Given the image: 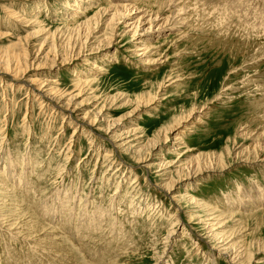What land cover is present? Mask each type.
<instances>
[{"label":"rangeland","instance_id":"1","mask_svg":"<svg viewBox=\"0 0 264 264\" xmlns=\"http://www.w3.org/2000/svg\"><path fill=\"white\" fill-rule=\"evenodd\" d=\"M131 1L0 0V264H264V0Z\"/></svg>","mask_w":264,"mask_h":264},{"label":"bare ground","instance_id":"2","mask_svg":"<svg viewBox=\"0 0 264 264\" xmlns=\"http://www.w3.org/2000/svg\"><path fill=\"white\" fill-rule=\"evenodd\" d=\"M134 1V0H132ZM132 1L130 2V5H125L129 11H124V9H118V8H114V11H113V14H111V17L109 18V22L108 24H113V23H120V24H125L124 26L126 27V29H128V31L131 33L133 32V37L135 40H137V43L135 45H137V51H138V56L142 57L143 59H145V63L146 64H154L156 63V60L153 61V59H150V58H147L148 54L150 53L149 50L147 49V47H149L148 45V42L147 40L148 39H151V38H142L141 37V34H149V33H153L151 31H154V30H159V29H163L166 25H167V20H159V16L156 15L154 16L153 14L151 15V13H149L147 10H141L139 9L138 7L132 5ZM80 6V5H79ZM109 12V11H108ZM111 12V11H110ZM107 13V12H106ZM15 14V13H14ZM109 14V13H108ZM140 14V15H139ZM96 15V14H95ZM178 15H181V14H178ZM19 18V17H18ZM183 17H181L179 20L177 21H183ZM91 21L92 19H90L88 22H86V24L84 26H87L85 27V29H90L91 27ZM175 24L179 25L177 22H175ZM114 25V24H113ZM87 31V30H86ZM90 32V30H89ZM115 36V35H114ZM145 37H148L145 36ZM112 38H114L112 36ZM111 39H109L108 43H111ZM107 43V44H108ZM112 44V43H111ZM110 44V45H111ZM135 49V50H136ZM137 53V52H136ZM97 62H95V64L93 65L94 69L95 70H99V67L98 65L96 64ZM19 64V63H18ZM17 64V65H18ZM96 65V66H95ZM4 69L6 71H9L11 68V66L9 64H5L4 65ZM19 66V65H18ZM14 71V70H12ZM93 71V70H92ZM92 71H90V73H92ZM89 79V78H87ZM83 80V79H82ZM46 83V82H45ZM86 83V82H84ZM87 83H90L89 81ZM80 84V83H79ZM49 85V83H48ZM46 87V85H45ZM63 95V94H62ZM60 100V99H59ZM62 100V99H61ZM141 104V103H140ZM139 104V105H140ZM67 105L69 106V102L67 103ZM144 105V104H143ZM67 106V107H68ZM137 110V109H136ZM183 120H180V123L179 125L181 126V123H182ZM187 121V120H185ZM185 123V122H184ZM177 125V127L179 126ZM175 128L173 126H171L170 128H168V134L169 132L171 133ZM139 138V137H138ZM138 138H134V139H138ZM177 141V139H180V137H176L175 138ZM129 144L131 145V142H133V140H129ZM154 141V140H153ZM152 141V142H153ZM158 141V140H157ZM154 143H156L154 141ZM139 144V143H138ZM151 144V143H150ZM129 145V146H130ZM133 145V144H132ZM141 145V144H140ZM157 145V144H156ZM154 145V146H156ZM150 146V145H149ZM152 146H153V143H152ZM132 148H134L133 146H131ZM264 148V146L262 147ZM141 149V148H140ZM259 150H261L259 148ZM132 151V150H131ZM135 151V150H134ZM136 153V151H135ZM138 153L140 154V152L138 151ZM249 153V152H248ZM256 154V153H255ZM258 155V153L256 154V156ZM254 157V159H257V157ZM219 159V158H218ZM249 159V158H248ZM200 160V159H199ZM263 161V160H262ZM220 162V160H219ZM224 162V161H223ZM221 163V162H220ZM161 165H164V163H162ZM200 166V164L198 165V167ZM211 166V165H210ZM224 166V165H222ZM160 167V166H159ZM197 167V166H196ZM197 167V168H198ZM187 168V167H186ZM188 168H191L188 167ZM201 168V166H200ZM196 169V168H195ZM194 169V170H195ZM163 170V169H162ZM166 170V169H165ZM190 170H193V169H190ZM193 170V171H194ZM196 172V171H195ZM11 173V172H10ZM198 173V172H196ZM194 174V173H191L190 171V175L189 176H196L197 174ZM172 180V179H171ZM170 180V181H171ZM186 197V196H185ZM64 202H68L67 200L65 199H62L61 203H64ZM257 206V205H256ZM248 209H252L254 208V206L252 205H249L247 206ZM213 213H216V212H213ZM224 216L223 213H220V214H217V216H213V215H208V221L210 222H207L210 224V226H208V228L210 229V231L208 232L207 236L210 237L212 236L213 239L215 240H219L221 239V237L224 238L223 240V244L220 242V243H216V247H214V249H216L217 251H219L218 253L220 255H224L226 257H228L230 259V262L232 264H250V260L251 258H249V254H247V248L246 247H243V246H236L235 244L231 243L230 241V237H226L228 236L227 233L225 232V229H223L224 227V223L223 222L224 220H221L219 219L221 216ZM222 216V217H223ZM223 219V218H222ZM221 220V221H220ZM259 253L262 254L264 252V245L263 244H260V247H259Z\"/></svg>","mask_w":264,"mask_h":264}]
</instances>
